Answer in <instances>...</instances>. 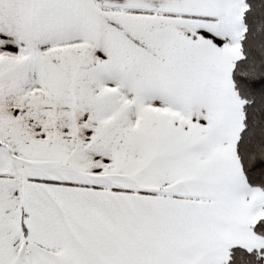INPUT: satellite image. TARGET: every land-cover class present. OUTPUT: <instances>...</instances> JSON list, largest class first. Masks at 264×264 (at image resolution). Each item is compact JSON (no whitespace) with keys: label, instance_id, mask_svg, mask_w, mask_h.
Masks as SVG:
<instances>
[{"label":"crops","instance_id":"crops-1","mask_svg":"<svg viewBox=\"0 0 264 264\" xmlns=\"http://www.w3.org/2000/svg\"><path fill=\"white\" fill-rule=\"evenodd\" d=\"M240 9L0 0V264H223L262 246L264 193L236 152Z\"/></svg>","mask_w":264,"mask_h":264},{"label":"trees","instance_id":"trees-1","mask_svg":"<svg viewBox=\"0 0 264 264\" xmlns=\"http://www.w3.org/2000/svg\"><path fill=\"white\" fill-rule=\"evenodd\" d=\"M239 56L231 84L240 115L236 152L250 188L264 193V0H240ZM264 238V220L251 226ZM223 264H264V251L230 249Z\"/></svg>","mask_w":264,"mask_h":264},{"label":"rangeland","instance_id":"rangeland-1","mask_svg":"<svg viewBox=\"0 0 264 264\" xmlns=\"http://www.w3.org/2000/svg\"><path fill=\"white\" fill-rule=\"evenodd\" d=\"M240 8H241V5H240ZM241 10V9H240ZM240 14H241V12H240ZM193 27L194 25H191V24H185V28H189V27ZM239 29V28H238ZM195 36L193 35V38H194ZM196 41H201V42H208V40H202V39H200V37H197V39H196ZM238 56H239V53H238ZM238 56L235 58H233V61H236L237 60V58H238ZM210 195L211 196H213V195H215V192H213V191H210ZM262 242V246L261 247H249L248 249H246L247 251H252L253 249L256 251H260V249H262L263 251H264V240H261ZM252 245V244H251Z\"/></svg>","mask_w":264,"mask_h":264}]
</instances>
